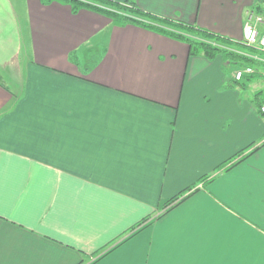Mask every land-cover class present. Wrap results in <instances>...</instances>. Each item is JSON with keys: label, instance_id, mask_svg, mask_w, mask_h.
Returning a JSON list of instances; mask_svg holds the SVG:
<instances>
[{"label": "crops", "instance_id": "0c3cea01", "mask_svg": "<svg viewBox=\"0 0 264 264\" xmlns=\"http://www.w3.org/2000/svg\"><path fill=\"white\" fill-rule=\"evenodd\" d=\"M131 1L233 49L264 28V0ZM150 22L0 0V264H264V63L234 81Z\"/></svg>", "mask_w": 264, "mask_h": 264}, {"label": "trees", "instance_id": "16d2710c", "mask_svg": "<svg viewBox=\"0 0 264 264\" xmlns=\"http://www.w3.org/2000/svg\"><path fill=\"white\" fill-rule=\"evenodd\" d=\"M53 1L68 4L73 12H76L80 8H88L97 11L110 17L115 23L119 25L133 23L149 28L152 27L150 21L155 19L157 21H163L169 28H162L159 29V31L170 37L186 42L189 46V54L203 53L205 56L211 57L217 53H221L226 59H228V63L240 62L241 65H252L254 60L237 53L235 50L245 49V51L249 53H255V51L259 52L254 48L246 46L243 42L234 44V47H237L236 49H233L230 47L233 44L230 45L231 43L228 41V39L194 24L155 18L153 15L138 9L131 0H124L122 2L114 0H41L43 4H49ZM73 57V54H71L70 58L73 59ZM88 58L89 62L96 63L98 60V54L96 52L90 51L88 53ZM255 74L257 73L247 76L252 77ZM0 85L4 88L6 87V80L1 72ZM261 104L262 103H259V108ZM177 198L178 195L169 198L166 201V204H172Z\"/></svg>", "mask_w": 264, "mask_h": 264}, {"label": "built area", "instance_id": "2783aa9c", "mask_svg": "<svg viewBox=\"0 0 264 264\" xmlns=\"http://www.w3.org/2000/svg\"><path fill=\"white\" fill-rule=\"evenodd\" d=\"M263 18L257 12L250 10L247 13L244 26H243V39L242 42L251 48L264 52V28ZM237 53L244 55L254 60V62L264 63V58L258 53H249L246 51L235 50ZM252 65H242L233 69L232 78L234 81H239L247 75L258 73ZM260 73V72H259ZM262 73V72H261ZM264 74V71H263ZM260 111L264 114V102L260 106Z\"/></svg>", "mask_w": 264, "mask_h": 264}, {"label": "rangeland", "instance_id": "374dc122", "mask_svg": "<svg viewBox=\"0 0 264 264\" xmlns=\"http://www.w3.org/2000/svg\"><path fill=\"white\" fill-rule=\"evenodd\" d=\"M90 51H93V49H91ZM90 51H89V52H90ZM78 57L80 58V56H78ZM260 82H263V83H264V78H261V79H260ZM263 85H264V84H263Z\"/></svg>", "mask_w": 264, "mask_h": 264}]
</instances>
